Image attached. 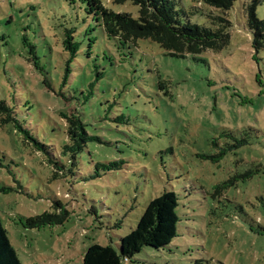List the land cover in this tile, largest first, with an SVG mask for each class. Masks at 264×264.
<instances>
[{"label":"rangeland","instance_id":"obj_1","mask_svg":"<svg viewBox=\"0 0 264 264\" xmlns=\"http://www.w3.org/2000/svg\"><path fill=\"white\" fill-rule=\"evenodd\" d=\"M174 1L184 23L230 19L228 44L175 57L108 37L82 0H0V100L47 146L0 123V220L22 264H81L90 245L116 246L163 191L178 198L177 236L129 264H264V48L251 47L247 0L227 11ZM104 5L138 16L130 1ZM76 114L100 141L72 158L64 131ZM45 211L67 216L20 222Z\"/></svg>","mask_w":264,"mask_h":264},{"label":"trees","instance_id":"obj_2","mask_svg":"<svg viewBox=\"0 0 264 264\" xmlns=\"http://www.w3.org/2000/svg\"><path fill=\"white\" fill-rule=\"evenodd\" d=\"M87 13H93L95 20L102 27L108 37L118 38L123 42L135 43L139 39H149L156 42L167 54L175 57L186 55L196 56L203 50H218L228 44L229 30L234 26L226 16H211V26H203L179 19L174 0H82ZM124 3L130 1L138 7V16L133 17L126 12H115L105 7L104 2ZM204 4L227 11L232 8L235 0H200ZM260 0H247L242 5L245 27L250 33L251 47L256 54L264 48V17L257 15ZM264 5V0H263ZM73 29H65L62 45L73 58L78 42L72 35ZM30 54L34 67L41 70L38 59L30 46ZM68 71V66L65 69ZM43 83L48 85L46 76ZM0 123L12 122L24 137L32 141L41 151H45L46 144L37 140L28 129L13 114V110L3 100H0ZM52 131V129H51ZM64 134L68 143L64 145L67 152L76 158L85 143L89 140L100 141L95 135L87 133L85 124L76 114L68 117ZM243 141H238L237 145ZM111 163L105 166L109 169L115 166ZM54 205L61 208L59 201ZM178 198L173 191H163L152 198L144 208L134 228L125 236L119 237L116 246L94 243L83 253L81 264H129L134 255L143 247L161 249L168 247L177 236L179 216L177 213ZM67 212L62 214L47 211L34 216L25 217L20 222L26 228H40L46 225L61 224L66 219ZM0 264H22L17 251L7 237L0 220Z\"/></svg>","mask_w":264,"mask_h":264}]
</instances>
